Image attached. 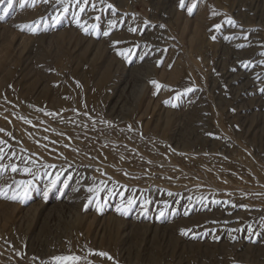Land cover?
<instances>
[{
    "label": "rangeland",
    "instance_id": "374dc122",
    "mask_svg": "<svg viewBox=\"0 0 264 264\" xmlns=\"http://www.w3.org/2000/svg\"><path fill=\"white\" fill-rule=\"evenodd\" d=\"M64 3H0V264H264V0Z\"/></svg>",
    "mask_w": 264,
    "mask_h": 264
},
{
    "label": "snow or ice",
    "instance_id": "6c2138e0",
    "mask_svg": "<svg viewBox=\"0 0 264 264\" xmlns=\"http://www.w3.org/2000/svg\"><path fill=\"white\" fill-rule=\"evenodd\" d=\"M45 3L48 2V0H44ZM58 3H61L63 5V12H67L68 11V5L64 3V0H57ZM0 3H3V0H0ZM77 3H79V0H77ZM88 3V0H84V4L80 5V10L81 11H84V5H86ZM181 5L183 6V0H181ZM12 6V0H9V7ZM109 7H113L112 5H109ZM193 7H195V5H193ZM192 9L189 8V12H191ZM5 12H7V9H5ZM61 15L62 14H58L56 17H55V20L56 22H59L60 18H61ZM4 19V16H0V20H3ZM232 23H234V21H230ZM25 27H28L30 31L32 32H36L39 30V27L38 25H21L20 28L21 30H23ZM161 27H163V25H161ZM215 27L219 28L220 25H216ZM85 32L88 31L87 28H84L83 29ZM132 31H135V29H131ZM105 36L109 35V32L108 31H105L103 33ZM121 55H123V53H120ZM153 84H156L157 87H160V85L158 84V82L156 81H152ZM189 91H191V89H189ZM261 91H264V89H262ZM165 103H167V101H165ZM2 131V130H0ZM5 165L3 164H0V171L2 170H5ZM11 171L12 172H16L18 171V168L16 165H12L11 166ZM30 169L28 168H24L23 169V172L27 173L29 172ZM31 181H24V180H21V181H17L16 182V185H17V188L16 190L14 191L13 195L11 197H7V198H10V199H21V201L28 195V187L31 185ZM55 183V182H53ZM9 189H11V186H8ZM96 189H93V188H89L88 191L89 192H93L95 191ZM5 195V191L3 188H0V196H4ZM45 196H47V192L44 193ZM171 195V193H170ZM132 201L130 200L129 201V204H131ZM100 210V209H98ZM117 211H121V209H117ZM161 215H163V212H161ZM182 234H183V230H182ZM100 255L102 256H106L107 253H100ZM52 260L54 262H56V264H64V262H67V261H76V260H79V257H75V256H67V257H53Z\"/></svg>",
    "mask_w": 264,
    "mask_h": 264
},
{
    "label": "bare ground",
    "instance_id": "6f19581e",
    "mask_svg": "<svg viewBox=\"0 0 264 264\" xmlns=\"http://www.w3.org/2000/svg\"><path fill=\"white\" fill-rule=\"evenodd\" d=\"M197 30V29H196ZM194 35V34H193ZM196 37V35H195ZM110 67V66H109ZM253 73V72H252ZM252 77L253 74H252ZM251 77V73L250 72H241L237 75H234L230 78V82H242V85L240 86V90L243 91V92H253V91H256V89L254 88L255 87V80H258L257 78L253 79ZM137 88V87H136ZM257 98V102H262V105L264 104V100H259L258 97ZM257 103V105H258ZM120 106V105H119ZM75 127V126H74ZM122 133V132H121ZM108 135V134H107ZM30 209V208H29ZM32 211V210H31ZM27 215V214H26ZM29 216V215H28ZM254 249L256 250L257 248L254 247ZM257 252V251H256Z\"/></svg>",
    "mask_w": 264,
    "mask_h": 264
}]
</instances>
